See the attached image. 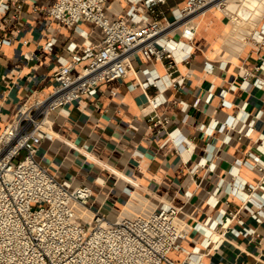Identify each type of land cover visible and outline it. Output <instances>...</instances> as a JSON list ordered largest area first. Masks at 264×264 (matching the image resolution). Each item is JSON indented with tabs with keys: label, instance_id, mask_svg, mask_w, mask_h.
I'll list each match as a JSON object with an SVG mask.
<instances>
[{
	"label": "crops",
	"instance_id": "0c3cea01",
	"mask_svg": "<svg viewBox=\"0 0 264 264\" xmlns=\"http://www.w3.org/2000/svg\"><path fill=\"white\" fill-rule=\"evenodd\" d=\"M185 1L154 7L172 20V10ZM227 1L235 23L211 7L194 18L191 32L175 27L169 38L179 49L171 57L146 60L135 53L125 76L52 112L50 135L35 150L58 180L91 187L84 206L89 215L77 207L85 222L95 213L114 221L134 201L144 211L162 203L179 207L187 233L169 257L181 264H264V86L241 76L264 59V48L248 40L264 0ZM6 2L9 8L0 12V132L22 103L51 91L53 73L70 59L69 44L79 50L102 37L91 22L64 26L51 19L44 8L54 0H18L19 18ZM133 5L143 21L154 17L142 0H107L106 16L124 17ZM257 76L264 79V69ZM150 77L157 86L133 87ZM154 113L169 119L165 128L149 127Z\"/></svg>",
	"mask_w": 264,
	"mask_h": 264
},
{
	"label": "built area",
	"instance_id": "2783aa9c",
	"mask_svg": "<svg viewBox=\"0 0 264 264\" xmlns=\"http://www.w3.org/2000/svg\"><path fill=\"white\" fill-rule=\"evenodd\" d=\"M9 1L16 10L14 17L19 18L21 3ZM142 1L154 14L149 21H143L144 16L134 5L126 16L110 20L105 13L107 0H54L44 8L51 19L64 26L91 22L102 37L96 44L84 42L79 50L69 44L70 59L53 73L55 84L51 91L22 103L16 118L0 132V264H181L169 257L187 233L179 219V207L162 203L141 215L114 221L95 213L90 222H85L76 208L86 206L91 187H71L35 158L37 145L50 135L52 112L83 95L94 94L101 82L125 76L135 53L146 60L171 57L172 51L179 49L170 43L171 30L182 26L191 32L194 18L208 11L214 0H186L172 10V20L159 16L162 12L154 7L163 0ZM8 8L6 0H0V12ZM248 40L257 49L264 48V13ZM263 69L261 58L260 63L244 68L241 76L244 81L252 78L249 85L263 87L264 79L257 76ZM157 84L158 79L150 77L133 87ZM148 119L149 127L157 130L165 128L169 121L156 113ZM20 152L22 157L15 161ZM230 214L225 225L234 216Z\"/></svg>",
	"mask_w": 264,
	"mask_h": 264
},
{
	"label": "bare ground",
	"instance_id": "6f19581e",
	"mask_svg": "<svg viewBox=\"0 0 264 264\" xmlns=\"http://www.w3.org/2000/svg\"><path fill=\"white\" fill-rule=\"evenodd\" d=\"M234 2L236 4H239L241 2V0H234ZM220 3H222V5L224 4V7L222 5H220ZM219 13H223V14H228L230 21L232 23H235L236 19H237V14H235L229 7H228V1L227 0H214L211 5L209 6V8H211ZM82 208L83 212L88 213L87 209H85L84 207H80ZM76 213L78 214L77 208H76ZM133 215H141V214H129V215H125V216H121L119 218L122 217H127V216H133ZM89 218V216H88ZM91 219V217H90Z\"/></svg>",
	"mask_w": 264,
	"mask_h": 264
},
{
	"label": "rangeland",
	"instance_id": "374dc122",
	"mask_svg": "<svg viewBox=\"0 0 264 264\" xmlns=\"http://www.w3.org/2000/svg\"><path fill=\"white\" fill-rule=\"evenodd\" d=\"M223 7H224V4L222 5ZM223 14V13H222ZM226 16V15H225ZM226 18H227V16H226ZM226 18H225V20H226ZM256 27V26H255ZM255 29V28H254ZM253 29V30H254ZM252 30V31H253ZM224 39H225V41H226V39H227V35H225L224 34ZM22 155H23V152H20V154H19V156H17L16 158H15V161H17V160H19L21 157H22ZM135 202V201H134ZM132 203L130 206H128V203H127V205H126V212H128V213H126V214H142L143 212H144V208H141L139 205H140V203L138 202V203ZM142 206V205H141ZM141 212V213H140ZM125 214V213H124ZM123 214V216H125ZM85 216V215H84ZM122 216V215H121Z\"/></svg>",
	"mask_w": 264,
	"mask_h": 264
}]
</instances>
